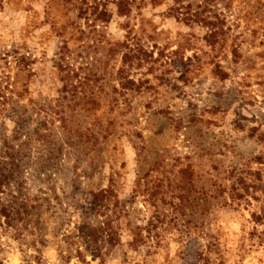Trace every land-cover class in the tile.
I'll return each mask as SVG.
<instances>
[{"label":"rangeland","instance_id":"1","mask_svg":"<svg viewBox=\"0 0 264 264\" xmlns=\"http://www.w3.org/2000/svg\"><path fill=\"white\" fill-rule=\"evenodd\" d=\"M115 2L0 0V264H264V0Z\"/></svg>","mask_w":264,"mask_h":264},{"label":"trees","instance_id":"2","mask_svg":"<svg viewBox=\"0 0 264 264\" xmlns=\"http://www.w3.org/2000/svg\"><path fill=\"white\" fill-rule=\"evenodd\" d=\"M62 1L64 4L70 2V3H74V6L78 5L77 8L79 9L78 10L79 13L86 12L87 7L83 8V4L86 3V0H62ZM94 1H96V0H94ZM115 1H116L115 4L117 7V11L119 14H127L129 12L130 8L126 3V0H115ZM78 2H80V3L78 4ZM94 8H96V7H94ZM95 11L96 10H94L92 12H95ZM104 14L105 13L103 10L96 12L97 16H104ZM60 34H62V32H60ZM66 47H67L66 41H64V43L60 46V49L58 51V60H57L56 64H57L59 70H61V71L64 69V67H66L65 66V64H66L65 63ZM18 62H20V60ZM257 218H258V216H257Z\"/></svg>","mask_w":264,"mask_h":264}]
</instances>
